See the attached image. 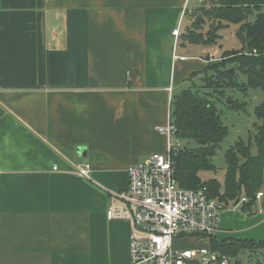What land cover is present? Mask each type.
I'll use <instances>...</instances> for the list:
<instances>
[{
	"label": "crops",
	"instance_id": "1",
	"mask_svg": "<svg viewBox=\"0 0 264 264\" xmlns=\"http://www.w3.org/2000/svg\"><path fill=\"white\" fill-rule=\"evenodd\" d=\"M203 2L0 0V264H131L109 191L166 150L169 88L223 52H187ZM86 163L90 178L75 172ZM215 237L264 241V200L230 203Z\"/></svg>",
	"mask_w": 264,
	"mask_h": 264
},
{
	"label": "trees",
	"instance_id": "2",
	"mask_svg": "<svg viewBox=\"0 0 264 264\" xmlns=\"http://www.w3.org/2000/svg\"><path fill=\"white\" fill-rule=\"evenodd\" d=\"M263 6L264 0H207L198 8L199 15L192 13L195 19L183 34L185 41L213 45L220 38V29L230 24H239L237 33L243 49L226 50L223 57L229 60L206 65L204 70H212L213 75L206 73L200 78L203 85L192 82L193 86L173 94L171 102V119L176 127V137L180 141H193L196 144L194 147L185 145L179 148L174 156L176 178L180 186L207 187L211 196L227 203L238 204L242 197H246L248 201L241 204V209L249 213L254 211L256 194L262 189L264 178V102L255 110L261 120L256 125L257 133L254 135L257 154H253L251 142L239 140L226 154L224 182L217 178L203 180L201 173L216 170L213 157L228 134V127L222 121L215 99H222L217 93L224 85L225 88L240 87L237 72L233 76L228 71L231 68L229 65H235L246 75L247 81L239 89L264 90ZM252 15H255L254 21H250ZM208 21L209 25H206ZM229 105L237 109L244 108V104L235 99H231ZM210 243L213 250L230 257H237L243 250L264 249V241H219L212 237Z\"/></svg>",
	"mask_w": 264,
	"mask_h": 264
},
{
	"label": "built area",
	"instance_id": "3",
	"mask_svg": "<svg viewBox=\"0 0 264 264\" xmlns=\"http://www.w3.org/2000/svg\"><path fill=\"white\" fill-rule=\"evenodd\" d=\"M173 34L180 37V28ZM172 90L170 87L169 121L158 128L167 137L166 150L129 166L127 188L109 191L107 217L129 223L131 264H229L230 256L211 245L180 246L187 238L215 237L230 203L211 196L207 187L184 188L178 183L174 156L181 147L171 119ZM74 167L78 175L90 178V163ZM255 199L263 202L264 191L259 190ZM245 201L247 198L242 197L235 206Z\"/></svg>",
	"mask_w": 264,
	"mask_h": 264
},
{
	"label": "rangeland",
	"instance_id": "4",
	"mask_svg": "<svg viewBox=\"0 0 264 264\" xmlns=\"http://www.w3.org/2000/svg\"><path fill=\"white\" fill-rule=\"evenodd\" d=\"M262 11H264V6L262 8ZM193 12L194 13L196 12V16L200 14L198 7ZM194 19L195 17L193 18V21ZM187 22L188 21H185V24L183 25V30H185ZM206 25H209V21L207 22ZM206 29H208V26L206 27ZM222 29L223 31L220 32V34L224 36V39L219 38L217 40V43L213 44V46H209L208 44L206 46V49L208 51L213 49L215 50L222 49L223 52H221L218 56H215L213 60H210L208 64H216L222 60L223 62L229 60L228 57L225 58L223 57L224 52L226 50L243 49V44L240 38L238 37V33H237L239 30L238 24H230L229 26H226ZM220 45H222V48L219 47ZM204 48L205 47L202 46L201 44H189L187 52H192L194 54H197V52L201 53L204 50ZM182 49H183L182 46H180L177 53L180 54L184 52ZM230 66L231 68L235 69V72H237V79L240 85V87L238 85L237 87L243 88L242 83H245L247 81L246 75L243 74L240 70H238L235 65H229V67ZM205 67L196 70L193 73L194 75L192 74L193 75L192 78L190 79L188 78L189 81L187 80V82H183L180 86H177L174 95L180 93L183 89H186L191 85L193 86L194 83H196L197 85H203L200 81V78H203L206 75V73L207 75H213V71L210 69L204 70ZM192 82L194 83L191 84ZM239 88H225L224 85L223 87L219 88L220 92L217 93L218 96L220 95V97H222V99L220 98L215 100L222 121L224 125L228 127V134L218 146L216 154L213 157V162L216 165V170L202 172L201 176L203 180L217 178L219 181L224 182L225 174L227 170L226 154L239 140H243L247 143L251 142L252 152L253 154H257L258 149L254 142V135L257 133L256 125L260 124L261 120L258 119V117L256 116L255 110L257 106H259L264 102V90L260 88H256V89H248L247 91H244ZM229 98L233 100L234 99L238 100L239 102L243 103L244 108L243 109L233 108L231 105H229L228 102ZM251 138H253V140ZM179 144L180 147H185V145L192 147L196 146L195 142L193 141H190V143L186 141H180ZM262 189H264V178H263ZM203 240L208 241L206 239ZM203 240H201L200 238H187L185 240L180 241V246H182L183 248L200 247L204 243ZM263 259H264V254L250 255L248 253L247 255L242 257L240 255L239 257H230V264H258L259 261H261L264 264Z\"/></svg>",
	"mask_w": 264,
	"mask_h": 264
},
{
	"label": "water",
	"instance_id": "5",
	"mask_svg": "<svg viewBox=\"0 0 264 264\" xmlns=\"http://www.w3.org/2000/svg\"><path fill=\"white\" fill-rule=\"evenodd\" d=\"M233 76H235V69L234 68H230L229 70H228ZM231 99L229 98L228 99V102L230 101ZM83 153L85 154V149L83 148ZM241 255H245V251L243 250L242 252H241Z\"/></svg>",
	"mask_w": 264,
	"mask_h": 264
}]
</instances>
